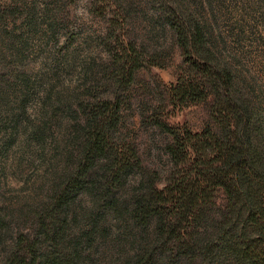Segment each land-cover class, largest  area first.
Masks as SVG:
<instances>
[{
	"label": "trees",
	"instance_id": "16d2710c",
	"mask_svg": "<svg viewBox=\"0 0 264 264\" xmlns=\"http://www.w3.org/2000/svg\"><path fill=\"white\" fill-rule=\"evenodd\" d=\"M195 4L198 15L179 4L167 12L183 67L166 98L178 109L213 101V123L194 132L158 120L174 165L159 188V172L125 132L119 90L88 103L78 151L53 174L47 197L20 210L31 226L0 264H95L98 238L119 243L114 264H264V145L236 98L234 60ZM142 58L133 44L114 56L118 87L134 82ZM146 64L163 67L156 57ZM72 222L84 230L68 238Z\"/></svg>",
	"mask_w": 264,
	"mask_h": 264
},
{
	"label": "rangeland",
	"instance_id": "374dc122",
	"mask_svg": "<svg viewBox=\"0 0 264 264\" xmlns=\"http://www.w3.org/2000/svg\"><path fill=\"white\" fill-rule=\"evenodd\" d=\"M195 2L234 60L236 98L264 145V0H0V254L31 226L20 210L47 197L53 174L78 151L84 107L118 90L125 132L143 164L159 172L158 187L166 185L172 137L158 120L194 132L213 123V101L178 109L166 98L183 67L167 12L179 4L198 15ZM130 44L144 65L123 89L114 56ZM150 57L163 67L146 64ZM83 227L72 222L68 238ZM91 249L95 264L122 259L109 238L94 239Z\"/></svg>",
	"mask_w": 264,
	"mask_h": 264
}]
</instances>
